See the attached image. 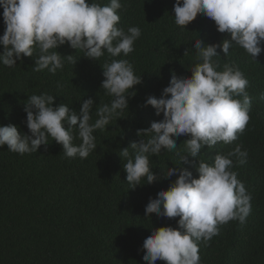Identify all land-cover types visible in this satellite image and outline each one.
<instances>
[{"label":"trees","instance_id":"16d2710c","mask_svg":"<svg viewBox=\"0 0 264 264\" xmlns=\"http://www.w3.org/2000/svg\"><path fill=\"white\" fill-rule=\"evenodd\" d=\"M96 2L103 6L110 0ZM120 2L117 27L141 31L134 51L127 56L110 57L105 50L96 61L65 44L51 51L72 55L75 63L65 58L63 69L55 74L34 70L38 49L33 57L17 60L15 66L0 63V126L15 125L29 135L24 107L31 95L48 93L55 97L53 107L67 104L77 113L82 101L91 98L96 103L91 114L94 122L97 108L113 99L101 87L105 62L126 59L142 80L127 93L128 110L93 133L97 147L87 158L66 157L62 145L50 137L48 145L30 154L11 152L7 145L0 147V264H148L143 260V242L152 229L179 227V217L145 215L150 199L178 179V174L166 178L167 168H187L199 178V159L212 164L217 153L232 152L238 144L248 153L246 162L241 164L233 156L230 170L251 195V212L243 224L238 219L218 224V234L208 246L198 242L199 264H264V51L254 60L234 44L227 56L218 49L220 56L214 58L220 65L218 71L230 64L248 80L250 119L244 131L237 133V140L204 147L197 159L189 157V163L184 164L180 155L188 154L184 143L191 137H173L177 149L149 156L158 180L148 184L142 178L133 190L126 180V161L119 153L129 149L131 154L133 141L150 138L138 136L137 130L150 129L153 121L163 120V114L157 116L153 107L146 106L147 98L162 97L173 71L182 77L191 75V67L199 62L194 47L197 39L214 45L230 36L219 33L215 22L199 13L185 29L178 26L173 11L176 0ZM4 31L0 7V36ZM3 51L0 44V54ZM234 98L243 100L242 96ZM73 135V143L79 145L78 134L74 131ZM156 264L166 262L157 260Z\"/></svg>","mask_w":264,"mask_h":264},{"label":"clouds","instance_id":"9594fccd","mask_svg":"<svg viewBox=\"0 0 264 264\" xmlns=\"http://www.w3.org/2000/svg\"><path fill=\"white\" fill-rule=\"evenodd\" d=\"M0 7L5 24L4 34L0 36V44L4 46L0 63L8 67L15 66L25 56L33 57L38 49L34 70L47 69L55 74L63 69L65 58L75 63L72 55L51 51L62 45L82 50L86 58L97 61L105 50L110 57L127 56L141 36L138 27H129L127 31L117 27L120 0H110L103 6L96 0H0ZM173 11L175 23L184 29L199 13L212 19L217 31L227 33L230 39L214 45L197 39L194 47L199 62L191 67V75L182 77L173 71L162 97L147 98L146 106L153 107L157 116L163 114V120L153 121L150 129L137 130L138 136L150 138L133 141L131 154L129 149L119 153L126 161L123 164L126 180L133 190L142 178L148 184L158 180L150 168L149 156L177 149L173 137H191L184 143L188 154L177 153L181 163L187 164L189 157L197 159L204 147L236 141L237 133L244 131L250 119L248 80L238 67L230 64H224L223 70L218 71L220 65L214 58L220 56L218 49L227 56L234 44L253 59L260 56L264 51V0H176ZM102 67L105 79L101 87L113 99L97 108L98 118L94 122L91 114L96 103L91 98L82 101L77 113L67 104L53 107L55 97L48 93L31 95L24 107L31 135L21 133L15 125L0 126V147L7 145L11 152L30 154L48 145L50 137L62 145L66 157L87 158L97 147L93 133L128 110L127 93L142 83L126 59H112ZM235 96H242L243 100ZM74 131L81 141L79 145L73 143ZM242 147L238 144L232 152L217 153L212 164L199 159L196 166L199 178H194L187 168H167L166 178L178 174V179L167 191L160 190L155 199H150L145 215L179 217V227L152 229L143 242L144 261L199 264L198 242L202 240L208 246L218 234V224L237 219L241 224L246 221L252 197L237 173L230 170L233 156L241 164L246 162L248 153ZM162 178H165L163 173Z\"/></svg>","mask_w":264,"mask_h":264}]
</instances>
